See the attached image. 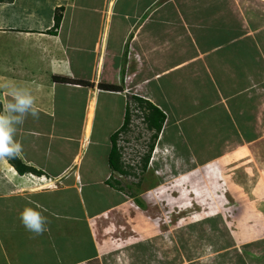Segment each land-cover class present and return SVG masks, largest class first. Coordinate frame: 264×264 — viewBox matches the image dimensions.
<instances>
[{"label":"crops","instance_id":"obj_1","mask_svg":"<svg viewBox=\"0 0 264 264\" xmlns=\"http://www.w3.org/2000/svg\"><path fill=\"white\" fill-rule=\"evenodd\" d=\"M183 1L0 0L1 113L9 102H15L13 96L17 92H25L32 98L31 109L24 115L22 123L13 125V140L20 145L16 155L24 165L42 171V177L47 180L45 184L51 182L56 187L52 189L46 185L47 188H44L45 184L28 183V176L32 173L20 175L4 156H0V219L5 220L9 216L17 224V227L9 229L5 228V224L0 226V235L10 240L0 244L7 253L0 264H50L57 251L64 257L61 260L63 264H86L99 258L103 242H99L102 237L98 239L99 220L119 204L111 206L113 202H109L106 209L95 208L89 205L84 190L90 188L98 197L111 194L121 197L120 201L125 199L122 193L105 185L111 170L108 158L106 171L101 170V160L104 149H111L110 136L124 122L125 108L120 110L118 98L123 100L125 107L127 104L125 92L103 90L98 87L99 84L122 86L125 80L126 88L130 84L136 89L145 88V98L160 108L153 101L156 99L150 87L152 82L182 72L188 78L201 82L205 89L207 81L215 86V76H218L219 96L203 110H212L220 103L224 105L223 111L227 115H231L230 109H235L236 105L230 103L238 95L244 96L240 100L245 102L257 95L251 90L260 82L259 72L247 74L243 71L244 75H240L228 64L227 57L221 63H215L213 55L225 44L200 48L201 40L196 28H202L203 22H196L195 14L193 18L196 21H186V11L193 9L188 1ZM61 7L64 11L60 28L55 35L50 34L55 13ZM216 11L212 17L217 18ZM77 12L83 13L84 18L75 17ZM229 23L235 28L232 22H221L222 26H230ZM192 26H196L195 29ZM249 33L242 26L241 37L253 38ZM162 34L168 35L163 41L159 37ZM145 43L154 45L153 52L146 49ZM190 49L194 50L193 54ZM141 51L147 62L142 61ZM181 53L186 56L177 61ZM133 55H138L139 59H134ZM171 57L176 61L167 65ZM130 66H135L137 71L129 74ZM149 72L152 73L151 78L147 77L151 76ZM53 77L85 80L94 86L56 82ZM136 79L138 83L134 85ZM180 81L183 82L181 79L178 83ZM244 81L246 83L242 84ZM238 107L239 112H243L239 103ZM31 112L36 115L33 116ZM62 113H66L67 117L61 116ZM166 116L162 137L170 122ZM88 120L91 121V130L86 138ZM117 121L118 125L111 130ZM66 124L77 125L73 136L64 133ZM177 137H181L180 133H177ZM172 143L177 146L173 140ZM55 148L66 149L59 153ZM187 149L190 150L188 146ZM88 151H91L87 155L89 160L85 157ZM40 186L41 189L36 190ZM110 189L116 194L110 193ZM68 192L76 197L69 199ZM55 198L67 199V203L61 206L50 204ZM26 207L35 208L45 218L42 232L48 237L49 233L53 235L56 241L54 248L46 247L45 252L40 250L39 239L24 241V236L19 237L27 229L21 224V215L17 212L24 211ZM79 223L86 228L82 229ZM16 242L19 244L16 245ZM38 250L45 256L36 257ZM70 251L78 253L70 257ZM79 253L88 256L80 257Z\"/></svg>","mask_w":264,"mask_h":264},{"label":"rangeland","instance_id":"obj_2","mask_svg":"<svg viewBox=\"0 0 264 264\" xmlns=\"http://www.w3.org/2000/svg\"><path fill=\"white\" fill-rule=\"evenodd\" d=\"M182 1L177 0L179 3ZM186 1L193 9L186 11V21H196L197 18L196 22H203L202 28H196L201 40L200 48L225 44L213 55L215 63H221L227 57L228 64L240 75H244L243 71L247 74L258 71L260 82L251 90L257 95L252 96L249 102L240 100L244 96L238 95L230 103L236 105L235 109H230L231 115H227L220 103L212 110H203L219 96L218 76H215V86L209 84L206 78L205 89L201 82L188 78L182 72L152 82L150 87L156 99L153 101L167 112L170 120L168 128L165 135H160L154 142L157 153L151 154L152 165L149 167V162L143 171L142 159L153 143V132L147 130L138 110L133 130L129 127L117 140L125 149V167L132 168L131 175L120 178L122 183L117 184L126 187L124 190L127 193L120 191L125 199L120 201L121 197L111 194L98 197L90 188L84 190L90 206L106 209L109 202H113L111 206L119 204L99 220L98 239L102 237L99 241H103L102 249L99 258L86 264H264V0ZM215 9L217 18L212 17ZM225 21L232 22L235 28L230 23V26H222ZM242 26L253 38L241 37ZM167 36L159 35L162 41ZM153 46L145 43L146 49L151 52ZM190 50L193 54L194 50ZM139 53L144 62L147 58H144L143 51ZM185 56V53L179 54L177 61ZM135 57L139 59L138 55ZM175 61L176 58L171 57L166 64ZM133 71L137 68L130 66L129 74ZM141 75L143 78L152 77ZM181 79L183 82L178 83ZM124 81L121 86L123 92L126 89ZM137 83L138 79L134 80V85ZM134 87L130 84L126 93L133 110L135 106L131 93L146 97L145 88ZM238 103L243 111L241 113ZM117 104L121 106L120 110L124 107L126 112L121 98H118ZM196 112L199 113L193 116ZM98 121H101L100 118ZM177 133H180V138ZM107 149H104L101 160L104 172L110 152ZM91 151L85 156L87 160ZM113 176L110 181L115 184ZM46 185L56 188L51 182ZM40 189L41 186L36 188ZM109 192L115 193L111 189ZM68 193L69 199L76 197L72 192ZM133 196L136 199H132ZM57 198L50 204L61 206L67 203V199ZM21 211L17 214L21 215ZM79 225L82 229L86 228L83 224ZM12 226L17 227V224ZM34 234H29L27 230L19 237L24 236V241L39 239L40 250L45 252L46 247H55L56 241L50 233L49 237L44 232ZM2 242L0 240V244ZM3 253L6 251L0 245V258H5ZM77 253L70 251L69 256L75 257ZM38 256L45 255L38 250ZM62 259L61 252L57 251L50 264H63Z\"/></svg>","mask_w":264,"mask_h":264},{"label":"trees","instance_id":"obj_3","mask_svg":"<svg viewBox=\"0 0 264 264\" xmlns=\"http://www.w3.org/2000/svg\"><path fill=\"white\" fill-rule=\"evenodd\" d=\"M63 11H64L63 7L57 9V11L55 13V17H54V26H53L52 31H50V34L55 35L56 31L60 28V24H61V21L63 18ZM53 80L56 82L78 84V85H82V86H94V84L89 82V81L73 80V79H69V78H65V77H53ZM98 87L100 89H103V90L114 91V92H123L124 91L123 87L117 86V85H112V84L101 83L98 85ZM132 98H133L134 102L137 103L138 106L140 107V109L143 111L144 121H146V123L145 122L144 123L146 125L147 130L153 132V136H152L153 143H151L149 145L148 153L146 155H144L143 159H142L141 168L143 171H145L148 167V164H149L150 158H151V154L154 150V144H155L154 142L158 139V137L162 133L165 122L167 120V116L160 108H158L153 103L146 101V100H143L141 98L135 97V96H133ZM1 109L2 108L0 106V113H1ZM130 120H131L130 106H129V103L127 100L124 122H123L122 126L118 129V131H116L114 134H112L110 136L111 149H110V152L108 155V166L111 170L112 176L115 174V172L120 174L121 176H123L125 178L131 175L129 172H131L132 168L125 167V164L122 161V155H121L120 150L118 149V146H117V143H118L117 140L119 138V135L123 132L128 131L129 126H130ZM4 157L6 158L8 163L10 165H12L20 175H24L25 173H32V174L37 175V176L44 175V173L42 171H39V170H36L32 167H28V166L24 165L21 162V160H19V158L17 157L16 154H14L12 156H4ZM110 179L105 181V185L109 186L111 189H114L117 192L121 191V192L127 193L124 190L126 187H124L123 184L117 185L118 182L121 184L122 181H118V180L116 181L115 180L116 183L113 184L110 181ZM127 189H128V191L130 190L129 187H127ZM128 194H130V193H128ZM131 195L132 194H130V196ZM132 198L136 199L134 196ZM1 262H2V259L0 258V263Z\"/></svg>","mask_w":264,"mask_h":264},{"label":"clouds","instance_id":"obj_4","mask_svg":"<svg viewBox=\"0 0 264 264\" xmlns=\"http://www.w3.org/2000/svg\"><path fill=\"white\" fill-rule=\"evenodd\" d=\"M13 99L15 102H9L5 106L4 112L0 113V156H12L14 154L19 153L20 145L15 143L13 140V132L15 130L13 125H18L22 123L24 115L26 113H29L33 103L32 98L25 92L15 93ZM31 114L33 116L36 115L35 112H31ZM34 176L42 177L43 175ZM37 183L45 184L46 181ZM20 219L23 226L31 232L40 234L44 230L46 220L41 215V213L33 207H26L25 210L22 212Z\"/></svg>","mask_w":264,"mask_h":264},{"label":"bare ground","instance_id":"obj_5","mask_svg":"<svg viewBox=\"0 0 264 264\" xmlns=\"http://www.w3.org/2000/svg\"><path fill=\"white\" fill-rule=\"evenodd\" d=\"M85 13V12H84ZM74 16L75 17H77V18H81V19H83L84 17H83V13H81V12H77L76 14H74ZM74 42H76V41H74ZM61 116H66V113H62L61 114ZM67 117V116H66ZM145 123H146V121H144ZM140 123H142V122H140ZM144 123V124H145ZM87 128H86V130H85V136H86V138H88L89 137V134H90V130H91V121L90 120H88L87 121ZM135 125V124H134ZM75 126H77V125H73V124H66V126H65V128H64V130H65V134H70V135H74L73 133H74V127ZM77 128V127H76ZM133 130V129H132ZM76 134V133H75ZM69 136V135H68ZM65 149L66 148H55V150H56V152H59V153H61L62 151H64L65 152ZM200 157H202V156H200ZM210 157H212L211 155H210ZM204 160V159H203ZM204 162V161H203ZM44 188H46L45 186H44ZM17 217V216H16ZM13 223H16V222H14L10 217H8V219L7 220H3V219H0V224H1V226L2 225H4L5 224V228H10V227H13L12 226V224ZM22 224V223H21ZM7 229V230H8ZM0 240L1 241H6V240H9V238H7L6 236L5 237H3V235H0ZM10 241V240H9ZM4 255H6L7 253H3Z\"/></svg>","mask_w":264,"mask_h":264},{"label":"built area","instance_id":"obj_6","mask_svg":"<svg viewBox=\"0 0 264 264\" xmlns=\"http://www.w3.org/2000/svg\"><path fill=\"white\" fill-rule=\"evenodd\" d=\"M127 90H130L129 88H126L125 89V93H128V91ZM131 95L132 96H135V97H138V98H142V99H144V100H148L147 98H145V97H142L141 95H138L137 93H131ZM134 106H135V109L133 110L132 109V105H131V103H130V107H131V110H130V113H131V120H130V129H133L134 128V119L135 118H137V116H136V114H138V110H140L139 112H140V114L143 116V111L140 109V107L138 106V104L137 103H135L134 102ZM143 122H144V117L141 119ZM117 146H118V149L120 150V153H121V155H122V161H124L125 159L123 158V156H124V153H123V151L125 150L120 144H119V141H118V143H117ZM157 149H155L154 148V150H153V154H155V153H157V151H156ZM124 164H125V162H123ZM152 165V159H151V161H150V164H149V167ZM28 181L29 182H31V183H33L34 184V182H44V181H47L44 177H36V176H34V175H29L28 176ZM135 205V204H134ZM137 207V206H136Z\"/></svg>","mask_w":264,"mask_h":264},{"label":"flooded vegetation","instance_id":"obj_7","mask_svg":"<svg viewBox=\"0 0 264 264\" xmlns=\"http://www.w3.org/2000/svg\"><path fill=\"white\" fill-rule=\"evenodd\" d=\"M111 176H112V173H110V176H109V178L107 179V180H109L110 178H111ZM117 176V177H116ZM123 176H121L120 174H118V173H116L115 172V174H114V179L117 181H122V179H120V178H122ZM105 183V182H104ZM114 190V189H113ZM133 199V198H132Z\"/></svg>","mask_w":264,"mask_h":264}]
</instances>
